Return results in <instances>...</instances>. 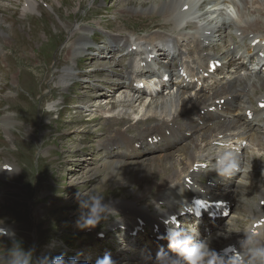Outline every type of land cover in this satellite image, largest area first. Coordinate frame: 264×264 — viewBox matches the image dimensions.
<instances>
[{
    "label": "rangeland",
    "instance_id": "rangeland-1",
    "mask_svg": "<svg viewBox=\"0 0 264 264\" xmlns=\"http://www.w3.org/2000/svg\"><path fill=\"white\" fill-rule=\"evenodd\" d=\"M34 1L39 5L38 12L35 9V15L24 17L25 0H0V47L8 44L5 49L7 62L0 54V226L14 233L15 239L21 241L25 249L35 246L36 257L49 251L54 255L66 251L69 258L79 256L86 264H96V260L105 254L120 253L125 255L118 262L114 260L116 264L140 263L144 250L126 242L129 239L127 230L107 234L118 215L103 219L93 229L81 230L76 226L81 215L76 193H87L91 189L105 195V203L113 199H134L138 194L146 193L151 183L156 182L159 186L162 176L172 169L161 174L155 171L153 179L125 176L128 172L123 170L127 169L124 164L122 168L118 167V173H112L110 169L116 164L105 165V162L115 160L98 144L115 127L110 124L105 126V119L93 113L100 105L109 109L120 99L124 87L121 85L112 89L114 93L108 92L107 97L98 95L108 91V85L101 82L95 85L97 81H91V77L100 73L97 77L99 81L114 76L105 70L101 73L97 68V65L105 63L104 57L96 61L87 60L84 63L85 73H79L76 63L65 62L63 50L69 42L70 29L79 26L87 28V39L91 40L92 46L95 45L93 35L98 41L107 42L111 34L119 33L144 43L143 39L151 34L166 31L160 28L162 17L156 13L149 16L146 12L151 0ZM196 1L198 3L200 0ZM220 51L221 48L215 53ZM116 62L112 61L109 65L116 66ZM123 63L127 64L128 60H122ZM124 66L117 68L122 71ZM66 70L79 75L77 80L80 86L76 90L69 89L75 80L61 78ZM174 96L176 93L171 97ZM164 98L169 99L170 96ZM3 121H8L5 126H2ZM131 124L132 120L128 125L120 123L118 126ZM95 129H98V133H95ZM185 153V150L177 153L176 158L186 157ZM138 158L141 160L143 157ZM261 161L255 158L251 163L256 165ZM136 167L132 166L130 170ZM248 174L251 176L253 172L249 171ZM241 175H237L234 181ZM157 188L153 189V196ZM237 190L243 192L246 198L241 195L243 204L237 209L236 225L223 233L225 237L234 236L236 231H244L253 213L264 215V211H258L257 205L249 204L251 200L256 201L254 192L252 195ZM148 201L151 204V198ZM229 206L233 212V206ZM145 236L141 237H149ZM217 240L224 244L222 238ZM12 242L11 237L0 234V264H4L5 253ZM53 243L55 248L50 249ZM147 243L138 246L142 248ZM210 246L217 250L214 244ZM163 249L167 251L166 247ZM103 251L104 254L101 253Z\"/></svg>",
    "mask_w": 264,
    "mask_h": 264
},
{
    "label": "bare ground",
    "instance_id": "bare-ground-1",
    "mask_svg": "<svg viewBox=\"0 0 264 264\" xmlns=\"http://www.w3.org/2000/svg\"><path fill=\"white\" fill-rule=\"evenodd\" d=\"M131 1L133 0H126V2ZM154 1H150L151 5L146 12L149 13V16L150 14L155 15V13L161 16L160 28L166 31H157L145 39L142 38L144 43L137 38L134 39L135 37L119 33L111 34L112 36L109 37L107 42L98 41L93 38L95 36L93 35L92 41L95 42V45L92 46L89 42L91 40L87 39V28L79 26L74 30L70 29L69 42L64 46L63 50L65 62L70 64L73 61L76 63L79 73H85L86 66L84 63L87 60L96 61L99 57H102V59L104 57L105 63L97 65L99 66L97 68L100 69L101 73L105 70V72L113 73L114 76L112 79L105 77L106 79L99 81L97 77L100 73L95 74V77H91V81H97L95 85H98L99 82L108 85L106 87L108 91L98 93V95L107 97L108 92L114 93L112 89H117L121 85L124 87L123 93L119 97L120 99L117 102L113 101L114 104L110 108L108 107L109 109L106 110L100 105L93 113L105 119V126L110 124L115 127L98 144L105 153L111 155L110 157H114L111 159L115 161L105 162V165L116 164L112 165L113 168L110 169L112 173H118L120 169L118 167L122 168L124 164L127 169L123 170L128 172L125 173V176L132 175V177L135 176V179L137 176H146L153 179L155 178V171L161 174L163 171L172 169L169 174L162 176L163 179H161L162 182L159 186L156 182L154 184L151 183L146 193L138 194L134 199H121L118 201L113 199L106 202L114 209V213L106 218L118 215L116 220L112 222L107 234H114L121 229H125L127 230V238H129L126 241L127 243L138 246L143 242H148L147 247L150 251H144V255L140 256L143 261H139L140 263L137 264H151V260H154L152 258H155L154 256L157 253L156 249L151 246L152 244H154V247L156 246L153 242L154 237L146 234L148 232L147 228H151L150 233L160 236L162 235L161 230L171 216L178 218L177 221L181 223V227L189 228L191 226V216H189V209L186 210L185 208H189L196 197L206 198L215 204H226L230 209V217L227 216L224 219L226 220L229 217L228 221L223 223L222 219L223 225L219 224L217 229L221 230V232L214 230L215 234L210 239L211 243L217 248L216 251L220 252V254L223 255L225 249H232L234 246L238 248V241L244 238L245 231L255 230L261 236V239L264 240V223H261V221H264V215L254 213L244 231H236V234L230 237L223 236V233L235 227L237 209L243 204L242 196L245 197V195L237 189L252 193V195L254 192L256 201L252 202L250 199L252 203L249 202V204L257 205L260 212L264 211L261 207V202L264 201V132H253L252 128L249 127L253 124H250L246 117L248 111L251 113L258 111V107L264 105V69L259 73L244 72L245 59L252 58L250 57V51H248V56L241 55L239 58L242 60V65L229 54L226 47L222 48L218 54L214 52L215 42H217V46L233 43L239 49L241 48L240 40L246 41L251 36L253 38L249 43L255 39H260L264 42V0H200L198 3L196 0H160L153 3ZM193 7L198 10L194 11ZM185 8L189 11L186 12ZM35 9L38 12L39 5L34 0H25L23 16L35 15ZM0 11H2L1 7ZM126 12L129 11L127 10ZM3 31L6 34L9 33L5 30ZM235 31L236 34H234ZM229 33L232 34L226 35ZM174 40L178 46L180 45L178 48L179 55H177L175 64L171 61L167 66L157 67L159 75L153 77L162 78L165 74H169L174 77V82L182 83L184 79L179 76L177 62L182 65H186V62L189 64L190 59H193L192 64H199L200 59H205L206 62H209L207 55L223 62L221 70L224 69L225 71L226 68H230V70L222 78L214 79L211 77L215 85L202 86L198 90H196V83L192 81L191 83L194 84L188 86L190 89L178 90L179 92L174 98L171 97L173 95L171 93L168 94L170 96L169 99L164 98L168 95L159 96L161 98L144 97L142 92L137 91L134 85L143 81L139 79L146 77V72L137 69L136 58H128L134 54L131 48L136 46L147 50L148 47H167L168 43ZM1 42L0 38V45ZM7 45L2 44V47H0V54L4 55L6 62L7 54L5 49ZM171 48L177 49L176 46ZM124 49L128 52L125 53ZM115 51L116 54L114 55ZM150 53L147 51L142 53L141 56L143 58ZM192 54H197V56H189ZM135 55L137 56L138 53H135ZM122 58H127L128 64L123 67L122 71H119L117 67L122 65ZM162 58L160 57L159 60L161 61ZM115 60L117 65L110 66L109 64L112 61L115 62ZM191 67L188 71L189 76L191 78L199 77L197 69ZM75 74L66 70L61 75L64 80L68 81L69 78L70 80H75L69 88L71 91L76 90L80 86V82L77 80L79 75L76 76ZM217 82L222 83L223 86L215 88L214 86L218 84ZM194 85L196 94L192 92L194 90H191ZM222 100L224 105L221 106L223 112L220 120L207 121L206 118L200 117L201 114L199 112L201 110L219 109L217 104ZM225 105L226 107L224 108ZM192 115H197V117L194 119ZM199 117L200 120L198 119ZM131 120L132 124L130 126H118L120 123H127L128 125ZM149 121L153 123H148ZM6 122L3 121L2 126H5ZM257 122L264 129V120L261 115L258 116ZM173 125L176 126V129L172 127ZM254 128H257V126H254ZM129 130H135L136 132L130 134ZM167 131L172 134L170 137H163L164 145L161 150L155 149L148 155L147 151H141V146L146 145L149 138L158 134L157 137L163 136ZM177 131H180L178 135L176 134ZM185 131H189L190 138L184 136ZM95 133H98V129H95ZM182 138L184 140L177 144ZM226 141L231 142L239 149H241L240 146L243 142H246L247 145L242 150V153L239 154L240 168L245 169V171L237 174L242 173L236 181L234 179L237 175L223 178L219 177L212 169L216 152L222 150L219 145ZM134 145H137L138 150L133 147ZM115 147L121 150L112 152ZM172 147L175 148L171 149ZM183 150L186 152V157L176 158V154ZM129 156L143 158L136 160L140 162L129 163L126 162ZM255 158L262 161L254 165L251 161ZM157 161L159 162L158 164L154 163ZM132 166L138 167L130 170ZM259 168H262V172L258 171ZM249 171L253 172L251 176L248 174ZM154 188L157 189L153 196ZM150 198L151 204L148 201ZM141 203L144 204L141 205ZM229 205L233 206L234 213ZM194 225L192 222V226ZM136 229L139 230L138 234L131 236ZM141 232L145 233L142 234ZM196 232L198 233L197 230ZM143 235L149 237H143V239L141 237ZM198 236H200L199 233L196 237ZM110 237H113V235H110ZM217 238L225 240L224 244L219 243ZM121 239L125 241L122 237ZM164 247L167 248L166 245ZM109 255L118 262L125 254L115 253Z\"/></svg>",
    "mask_w": 264,
    "mask_h": 264
},
{
    "label": "clouds",
    "instance_id": "clouds-1",
    "mask_svg": "<svg viewBox=\"0 0 264 264\" xmlns=\"http://www.w3.org/2000/svg\"><path fill=\"white\" fill-rule=\"evenodd\" d=\"M219 148L222 150L216 152L212 169L219 177H232L240 171V149L229 141L220 144ZM76 200L81 209L76 226L81 230L96 228L103 219L114 213L111 205L105 203V195L91 189L87 193L78 191ZM166 224V234L161 239L167 240L170 251L161 248L151 264H264V240L255 230L245 231L244 238L238 241L239 247L234 246L230 253L222 255L211 248L210 239L196 240L198 233L195 228L181 227L172 218ZM0 234L8 235L13 241L5 253L4 264H86L79 256L69 258L66 251L58 255L49 251L36 257L35 246L25 249L22 242L15 239V234L3 226H0ZM49 247L54 249L55 244ZM96 264L116 262L105 254L96 260Z\"/></svg>",
    "mask_w": 264,
    "mask_h": 264
}]
</instances>
